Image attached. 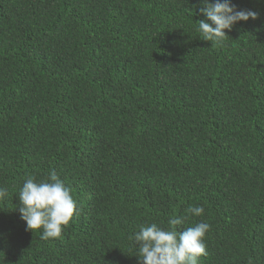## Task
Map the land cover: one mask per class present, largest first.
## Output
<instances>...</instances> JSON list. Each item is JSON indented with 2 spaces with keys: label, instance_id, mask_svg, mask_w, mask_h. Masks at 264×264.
Wrapping results in <instances>:
<instances>
[{
  "label": "trees",
  "instance_id": "trees-1",
  "mask_svg": "<svg viewBox=\"0 0 264 264\" xmlns=\"http://www.w3.org/2000/svg\"><path fill=\"white\" fill-rule=\"evenodd\" d=\"M232 3L214 49L199 0H0V264H142L173 209L199 264H264V0ZM53 169L79 211L44 240L16 192Z\"/></svg>",
  "mask_w": 264,
  "mask_h": 264
},
{
  "label": "clouds",
  "instance_id": "clouds-1",
  "mask_svg": "<svg viewBox=\"0 0 264 264\" xmlns=\"http://www.w3.org/2000/svg\"><path fill=\"white\" fill-rule=\"evenodd\" d=\"M202 5L199 12L205 19L198 20L196 30L199 37L210 41L214 49L223 48L228 35L239 21L256 19L257 13L251 10H236L232 0H199ZM190 14L192 9H189ZM19 199L21 219L26 222V230L39 231L44 240L60 238L64 227L78 213L77 202L71 195V189L60 179L56 171L50 170L46 178L37 180L29 175L16 192ZM8 197V189L0 186V201ZM193 216L204 213L202 206H189L186 210ZM169 217L168 228L152 222L141 225L130 240L135 253L142 264H199V258L206 255L204 238L210 225L207 222L196 223L181 232L175 230L183 219L175 214Z\"/></svg>",
  "mask_w": 264,
  "mask_h": 264
}]
</instances>
